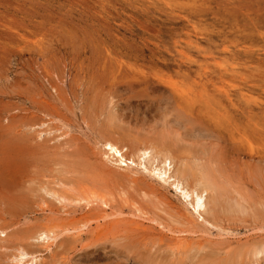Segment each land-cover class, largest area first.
Returning <instances> with one entry per match:
<instances>
[{
    "label": "rangeland",
    "instance_id": "rangeland-1",
    "mask_svg": "<svg viewBox=\"0 0 264 264\" xmlns=\"http://www.w3.org/2000/svg\"><path fill=\"white\" fill-rule=\"evenodd\" d=\"M137 73L149 79L207 75L230 94L232 101L217 93L224 103L251 106L264 123V0H0V230L6 231L0 234V264H14L19 247L36 254L35 264H264V255L251 254L264 247L263 144L257 155L233 152L238 148L223 127H215L224 133L221 139L186 136V130L192 133L202 125L181 129L175 121L184 117L167 110L161 96L144 97V87L110 103L109 93L117 87L143 84L145 78L138 80L142 76ZM108 110L130 122L118 125L126 139L153 137L184 157L182 163H190L194 172L210 166L231 196L237 195L235 189L245 196L248 214L221 212L213 227L197 223L194 228L185 200L168 183L148 176L142 167L109 163L103 155L98 142ZM238 116L236 125L244 132L248 115ZM101 185L113 192L110 205L96 202L91 211L84 201L60 203L47 193L56 189L73 199ZM154 189L157 198L143 197ZM100 216L106 218L99 222L109 225L104 236L95 230L94 218ZM82 217L90 223L79 230L60 228L73 227ZM42 223L56 226L59 233L50 249L33 238ZM176 236L184 238L180 242L186 251L172 247Z\"/></svg>",
    "mask_w": 264,
    "mask_h": 264
},
{
    "label": "bare ground",
    "instance_id": "bare-ground-1",
    "mask_svg": "<svg viewBox=\"0 0 264 264\" xmlns=\"http://www.w3.org/2000/svg\"><path fill=\"white\" fill-rule=\"evenodd\" d=\"M176 43V42H174ZM179 50V49H178ZM177 50V51H178ZM253 50V49H252ZM186 55V54H185ZM175 56V55H174ZM173 56V58H174ZM195 57V56H194ZM201 57V56H200ZM182 58V57H181ZM169 59V58H168ZM171 59V57H170ZM169 59V60H170ZM176 59V57H175ZM178 59V58H177ZM195 59V58H194ZM152 60V59H151ZM148 60V61H151ZM168 60V61H169ZM173 60V59H172ZM185 60H188L185 59ZM184 60V61H185ZM203 60V59H202ZM205 60V59H204ZM101 61V60H100ZM166 61V60H165ZM176 61V60H175ZM179 61V60H178ZM206 61V60H205ZM215 61V60H214ZM213 61V62H214ZM219 61V60H218ZM109 62V61H108ZM121 62V60H120ZM134 62V61H132ZM136 62V61H135ZM140 63V61H138ZM126 63V62H125ZM124 63V64H125ZM147 63V61H146ZM149 63V62H148ZM153 63V62H152ZM151 63V65H152ZM175 63H178L177 61ZM183 63V62H182ZM197 63V62H196ZM217 63V62H216ZM117 63H115L116 65ZM132 64V63H131ZM141 64V63H140ZM145 64V63H144ZM154 64V63H153ZM190 64V63H189ZM207 64V63H206ZM134 65V64H132ZM137 65V64H136ZM139 65V64H138ZM142 65V64H141ZM177 65V64H176ZM198 65V64H197ZM220 65V64H219ZM207 66V65H206ZM214 66V65H213ZM123 67V66H122ZM141 67V66H140ZM150 67V66H149ZM152 67V66H151ZM155 68V66L153 67V69ZM161 68V67H160ZM119 69V68H118ZM128 69V68H127ZM156 69V68H155ZM183 69V68H182ZM181 69V70H182ZM122 71V69H120ZM126 70V69H125ZM161 70V69H160ZM164 70V69H163ZM117 71V68H116ZM129 71V70H127ZM157 71V70H156ZM155 71V72H156ZM204 71V70H203ZM47 72V71H46ZM109 72V71H108ZM153 72V71H152ZM202 72V71H201ZM206 72V71H205ZM55 73V72H54ZM103 73V72H102ZM110 73H112L113 75L114 72L111 71ZM116 73V72H115ZM124 73V71H123ZM129 73V72H128ZM146 73V72H145ZM174 73V71H173ZM238 73V72H237ZM111 74V76H112ZM139 75H141L140 73H137ZM170 74V72H169ZM176 74V73H175ZM207 74V72H206ZM211 74V73H210ZM43 75V74H41ZM52 75L51 73H47V76ZM120 75H122L120 73ZM119 75V77H121ZM127 75V74H126ZM126 75H122L126 76ZM145 75V74H143ZM160 75H162L160 73ZM239 75V74H238ZM244 75V74H243ZM45 76V75H44ZM109 76V75H108ZM110 76V78H112ZM116 76V75H115ZM131 76V74L129 75ZM142 76V75H141ZM177 76V75H176ZM117 77V76H116ZM128 77V76H127ZM135 74H133L132 76V80L134 79ZM154 77H157L156 79H149L148 76H142V77H136L138 80H140V78H145L143 79V84L142 85H134V83H130V86H124V87H117L115 89V91H112L113 93L111 94V92L109 93V97H110V103L112 102L113 99H122L121 94L122 93H129V91L135 90L137 87H144V97L145 95H148V97H152L153 96H161V99L163 104L166 105L167 110L171 109L173 111H176L179 115L177 118H181L183 119H178L177 121H175V124L178 125V127L180 126L181 129L186 128V126L190 125V124H199L200 126L202 125L201 129H195L192 133H189L188 130H186L185 135H191V136H197V137H213L214 135L216 136V138H220L224 136V133L221 132L220 130H216L215 127H223L224 129H226V131L229 130L231 136H232V147L238 148L235 149L233 152L239 151V152H243V153H248V154H260L261 150L258 149V145H262V150L264 151V123H260V120L258 118V116L256 115L254 108H250L249 109H239L236 108L235 104L232 105H227L226 103H224L223 99L221 96H219L218 94H223L226 95V97L229 99V101H232L230 98V94L228 93V91H226L223 87L219 86L215 80L212 77H209L207 75H197V76H192L190 73L187 76H184L183 78H179V79H174L171 76H157L154 75ZM221 79L222 76H220ZM231 77V76H230ZM245 77V75H244ZM243 77V78H244ZM46 78V77H45ZM44 78V79H45ZM50 78V77H49ZM114 79H116L115 77H113ZM125 78V77H124ZM135 78V79H136ZM147 78V79H146ZM176 78V77H175ZM47 79V78H46ZM127 79V78H126ZM124 79V80H126ZM130 79V78H129ZM136 79V80H137ZM110 80V79H109ZM112 80V79H111ZM219 80V79H218ZM230 81V79H228ZM246 80V79H245ZM47 81V80H46ZM108 81V80H107ZM49 82V81H48ZM124 82V81H123ZM117 83V82H116ZM234 82H232L233 85ZM240 83V82H239ZM125 84V83H124ZM223 84V83H222ZM123 85V84H122ZM111 87V86H110ZM228 87V86H227ZM226 87V88H227ZM102 90V89H101ZM106 91V90H105ZM239 91V90H238ZM241 91V90H240ZM103 92V91H102ZM134 93V92H133ZM139 93V92H138ZM218 93V94H217ZM251 94V93H250ZM130 95V94H129ZM142 95V94H140ZM242 95V94H241ZM252 95V94H251ZM60 96V95H59ZM103 96V95H102ZM99 97V96H98ZM108 97V98H109ZM147 97V96H146ZM60 98V97H59ZM236 98V97H235ZM149 99V98H148ZM154 99V98H153ZM144 100V99H143ZM155 100V99H154ZM109 101V100H108ZM115 101V100H114ZM151 100L149 99V102ZM157 101V100H156ZM144 102V101H143ZM160 102V101H159ZM161 102V103H162ZM237 102V101H236ZM126 103V102H125ZM253 103V102H252ZM47 104V103H46ZM139 104V103H138ZM137 104V105H138ZM148 104V103H147ZM156 104V103H155ZM230 104V103H229ZM109 105V103H108ZM163 106V105H162ZM54 108V106H53ZM94 108V107H93ZM100 108V107H99ZM99 108H97L98 110L95 112L96 116L100 117L99 112ZM105 108V107H104ZM135 108V107H134ZM146 108V107H144ZM92 109V108H91ZM96 109V108H94ZM106 109V108H105ZM105 109L103 111H101L100 113L102 114V112L105 111ZM113 109V108H112ZM138 109V108H137ZM126 110V109H122ZM133 110V109H132ZM165 110V109H164ZM109 111V110H108ZM94 112H92L94 114ZM118 112V111H117ZM50 113V112H49ZM87 113V112H86ZM140 113V112H139ZM166 113V112H165ZM246 113L248 115V119H247V128L244 132H241L240 129L238 128V126L236 125V121H235V117L238 116L239 114H243ZM91 114V113H90ZM106 114V113H104ZM127 114V113H126ZM164 114V113H163ZM92 115V114H91ZM93 116V115H92ZM162 116V115H161ZM239 117V116H238ZM84 118V117H83ZM97 118V117H96ZM88 119V118H87ZM95 119V117H94ZM107 119V120H106ZM105 119V122L102 124H104L102 126V134L100 137V140L98 142V144H100V146L103 148V155H106L107 159L110 162L118 163L119 164H123L124 167L126 166L127 168L131 167H142V169L145 171V173H148V176L150 177H154L157 178L156 180H160L162 183H168L172 189L175 190L176 193H178L180 195V197H182L185 200V206L186 209L189 211V214H191V218H193L192 221H189V223L191 225L195 227V225H197V223H201L203 225H216L213 224L212 222L214 220H216L220 213H229V214H234V216L237 214H248V207L244 206V203L247 202V199L243 197V195L240 194V192L235 189L236 191H234L237 195L236 196H231V194H229V188L226 189V187H224V185L221 186V182L217 180L216 176H215V172L209 167H207V165H201L198 164L196 161L197 165L195 164V166L197 168H199L200 166V172H194L192 169L193 166L189 164H186L187 162L185 161V164L182 163L183 160L185 159L184 157L181 156H177L174 152V149L169 148L170 146H166L165 144L163 145L158 143L155 139L153 140V137L151 139H147V140H140L139 138H135L137 137V135H135L133 137V139H126V137L122 136V134L120 133V128H122V126H118L120 123H124V124H130V122H126L125 121V117L122 113H117L113 112V110H110L108 112V115ZM161 119V118H160ZM48 120V119H46ZM97 120V119H96ZM263 121V120H262ZM45 122V121H44ZM132 123V122H131ZM161 123V122H160ZM44 124V123H43ZM146 124V122H145ZM45 125V124H44ZM101 125V124H100ZM141 125V124H140ZM157 125V124H156ZM42 126V124H41ZM164 127V126H163ZM101 129V128H100ZM99 129V130H100ZM194 129V128H193ZM192 130V129H191ZM233 130L239 132L238 134L241 133V135L239 137L236 136V132H234ZM173 131V130H172ZM40 132V131H39ZM48 132V131H47ZM44 133V131H43ZM46 133V132H45ZM180 133V132H179ZM162 134V133H161ZM47 135V134H46ZM155 135V134H154ZM165 135V134H164ZM176 135V134H175ZM186 135V136H187ZM223 135V136H222ZM41 137V136H40ZM129 137V136H128ZM132 137V136H131ZM149 137V136H148ZM180 138V136H178ZM157 138V137H156ZM188 139V138H187ZM221 139V138H220ZM180 140V139H179ZM178 140V141H179ZM229 140V139H228ZM214 141V140H213ZM159 142H160V138H159ZM172 142V141H171ZM241 143L245 144L241 145ZM262 143V144H261ZM97 144V145H98ZM96 149V148H95ZM234 149V148H232ZM101 151V150H100ZM180 151V150H179ZM186 152V151H185ZM240 154V153H239ZM192 155V154H190ZM255 155V156H256ZM193 156V155H192ZM263 156V155H262ZM239 157V155H238ZM258 157V156H257ZM195 158V157H194ZM256 158V157H255ZM262 158V157H259ZM104 159V158H103ZM106 159V160H107ZM191 159V158H190ZM263 159V158H262ZM105 161V160H104ZM193 162V160H192ZM102 163V162H101ZM107 163V162H105ZM194 164V163H193ZM111 165V164H109ZM175 165L177 166L176 169H174ZM122 166V165H121ZM182 166H185L182 168ZM120 169V168H119ZM115 170V169H114ZM124 170V169H123ZM129 170V169H128ZM129 170V171H130ZM140 170V169H139ZM215 170V169H214ZM142 171V170H140ZM127 172V171H126ZM135 172V171H134ZM132 173V172H131ZM141 173V172H140ZM144 173V172H142ZM119 174V173H118ZM128 174V173H127ZM115 175V174H114ZM138 176V175H137ZM122 177V176H121ZM122 179V178H120ZM155 180V179H154ZM1 181V180H0ZM55 181V180H54ZM159 182V181H158ZM51 184V183H50ZM223 184V183H222ZM100 185V184H99ZM118 185V184H117ZM65 186H67L65 184ZM92 186H97V185H92ZM124 186V185H123ZM153 186V185H152ZM226 186V185H225ZM44 187V186H43ZM63 187V186H62ZM85 187V186H83ZM87 187V186H86ZM126 187V186H125ZM128 187V186H127ZM155 187V186H154ZM229 187V186H228ZM41 188V187H39ZM54 190V187H52ZM75 188V187H73ZM117 188V187H116ZM42 189V188H41ZM40 189V190H41ZM50 189V188H49ZM83 189V188H82ZM130 189V188H129ZM138 189V188H136ZM144 189V188H143ZM153 189V188H151ZM157 189V188H155ZM155 189L153 191H149L146 190L144 191L143 197H146V199H152V197L157 198V191H155ZM46 190V189H45ZM56 190V189H55ZM48 191L47 193H49L52 197L56 198L57 200H59L60 203L62 202H66V201H84L85 206L84 207H91L92 204L98 202L100 205L99 206H108V203L110 205V202H108V197L113 193V192H109L110 189L103 187L102 185L96 189V188H92L89 187L87 189H83L81 191V193H79V195H76L75 198L71 199V197L69 198L67 196V194H61L59 192L56 191ZM232 190V189H231ZM43 191V190H41ZM111 191V190H110ZM118 192V191H117ZM232 192V191H231ZM126 194V191L124 192ZM123 193V195H124ZM34 194V193H33ZM46 195V193H44ZM128 194V193H127ZM114 195V194H113ZM140 195H141V191H140ZM126 196V195H125ZM128 197V196H127ZM142 197V196H141ZM35 198V197H34ZM48 199V198H47ZM125 199V198H122ZM128 199V198H127ZM141 199V198H140ZM145 199V200H146ZM182 199V201H183ZM130 200V199H129ZM146 200V201H147ZM181 200V199H180ZM122 201V200H121ZM145 201V202H146ZM150 201V200H149ZM148 201V202H149ZM165 201V200H164ZM125 202V201H124ZM151 202V201H150ZM153 202V201H152ZM169 202V201H168ZM140 203V202H139ZM249 203V202H248ZM247 203V204H248ZM39 204V203H37ZM44 204H46L44 202ZM150 204V203H149ZM158 204V203H157ZM166 204V203H165ZM182 204V203H181ZM182 204V205H183ZM246 204V203H245ZM40 205V204H39ZM115 205V204H114ZM122 205H124L122 203ZM161 205V204H160ZM94 206V205H93ZM104 206V207H105ZM139 206V205H138ZM172 206V205H171ZM190 206V209H189ZM253 206V204H252ZM42 207V205H41ZM46 207V205H45ZM83 207V208H84ZM103 207V208H104ZM129 207V205H128ZM135 207V206H134ZM158 207V206H157ZM173 207V206H172ZM44 208V207H42ZM67 208V207H66ZM93 207H91L92 209ZM108 208V207H107ZM167 207H165L166 209ZM183 208V209H184ZM49 209V207L47 208ZM88 210V211H91ZM122 209V208H121ZM136 210L140 211V209L138 207H135ZM157 209V208H156ZM162 209V208H161ZM174 209V208H172ZM45 210V209H44ZM83 210V209H82ZM105 210V209H104ZM144 210V209H143ZM153 210V209H152ZM159 210V209H158ZM168 210L170 211V207L168 208ZM185 210V209H184ZM43 211V210H42ZM84 211V210H83ZM86 211V210H85ZM84 211V212H85ZM99 211V210H98ZM107 211V210H106ZM105 211V212H106ZM120 211V210H119ZM118 211V213H119ZM145 211V210H144ZM162 212L164 211L163 209L161 210ZM173 211V210H172ZM97 212V211H96ZM100 212V211H99ZM104 212V213H105ZM143 212V211H142ZM148 212V211H147ZM71 213V212H70ZM95 213V212H94ZM101 213V212H100ZM111 213V212H110ZM141 214V212H138ZM165 213V212H164ZM252 213V212H251ZM83 214V213H82ZM112 214V213H111ZM167 214V213H166ZM264 214V213H263ZM262 212H260L259 217H261ZM66 215V214H65ZM87 215V214H85ZM94 215V214H93ZM98 215V214H97ZM104 215V214H103ZM110 215V214H109ZM114 215V214H113ZM112 215V216H113ZM119 215V214H118ZM117 215V216H118ZM133 215V214H132ZM136 215V214H135ZM149 215V214H146ZM181 215V214H180ZM179 215V217H180ZM188 215V213H187ZM52 216V215H51ZM99 216V215H98ZM116 216V213H115ZM143 216V215H142ZM145 216V215H144ZM143 216V217H144ZM172 216H174L172 214ZM189 216V217H190ZM225 216V215H224ZM235 216V217H236ZM240 216V215H238ZM53 217V216H52ZM119 217V216H118ZM137 217V216H136ZM163 217V216H162ZM177 217V216H176ZM185 217V216H184ZM232 217V216H231ZM49 218V217H48ZM68 218V217H67ZM73 218V217H72ZM104 219V216H100L97 218H94V221L97 222V226L95 230H99V232H97L98 236H104V233H106L107 231H109V225L108 223H106L107 225H105L104 223H100L99 220L100 219ZM148 218V217H147ZM151 218V217H150ZM154 218V217H153ZM164 218V217H163ZM162 218V219H163ZM166 218V217H165ZM170 218V217H169ZM186 218V217H185ZM83 217L81 218V220L76 221L75 225L72 223V225H74L73 227H69L66 225H61L60 228L63 229V231H70L71 229L74 230H79L82 226H86L90 223V219L89 221H87L85 219V221H83ZM146 218H144L145 220ZM171 219V218H170ZM175 219V218H174ZM199 219L201 220V222H199ZM48 220V219H47ZM52 220V219H51ZM54 220V219H53ZM60 220V219H59ZM92 220V219H91ZM111 220V219H110ZM153 221V219L151 218L149 221ZM219 220V219H218ZM216 220V221H218ZM223 220V219H222ZM241 220V219H240ZM74 221V220H73ZM72 221V222H73ZM93 221V220H92ZM103 221V220H102ZM151 221V222H152ZM168 221V220H167ZM179 221V220H178ZM177 221V223H178ZM215 221V222H216ZM71 222V221H70ZM154 222V221H153ZM158 223V220H155V223ZM173 223L175 222L172 221ZM180 222V221H179ZM133 223V222H131ZM140 223V222H139ZM176 223V225H177ZM181 223V222H180ZM184 223V222H183ZM188 223V222H187ZM188 223V226L190 225ZM69 224V223H68ZM81 225V226H77V225ZM96 224V223H95ZM159 224V223H158ZM169 224V223H168ZM140 225V224H139ZM137 223V226H139ZM142 225V224H141ZM161 225V223H160ZM159 225V226H160ZM221 225V224H220ZM77 226V227H76ZM137 226L134 225V227L138 228ZM144 226V225H143ZM142 226V227H143ZM184 226V224H183ZM186 226V225H185ZM202 226V225H200ZM218 226V225H217ZM124 227V226H123ZM164 227V226H163ZM162 227V229H163ZM169 228L171 226H168ZM199 227V226H198ZM207 227V226H206ZM213 227V226H212ZM56 226H51V224L49 223H42L41 226H39L35 232H34V236L33 238H37L38 240H42L45 241L44 244L46 243V247L48 249L51 248V241L56 239L57 236L59 235V233L56 232ZM59 228V227H57ZM87 228V227H86ZM111 228V227H110ZM144 228V227H143ZM142 228V231H144V229ZM165 228V227H164ZM168 228V229H169ZM193 228V227H192ZM130 230V228H128ZM132 229V228H131ZM135 229V228H134ZM140 229V228H139ZM167 229V228H166ZM167 229V230H168ZM201 229V228H200ZM214 229V228H213ZM92 230V229H90ZM111 230V229H110ZM171 230V228H170ZM193 230V229H192ZM62 231V230H61ZM68 231V232H69ZM132 232H134L133 234H135V236L137 235V232L135 233V230H131ZM130 231V232H131ZM137 231V230H136ZM140 231V230H139ZM138 231V232H139ZM141 231V233H142ZM151 231V230H150ZM173 231V230H172ZM171 233H175V230ZM186 231H189L188 229ZM231 231V230H230ZM261 231V230H260ZM6 231L4 230H0V234L5 233ZM71 232V231H70ZM84 232V231H82ZM81 232V233H82ZM90 232V231H89ZM148 232V231H147ZM169 232V230H168ZM176 232L180 233V229L179 231L176 230ZM182 232L183 229H182ZM112 233V232H111ZM146 233V232H145ZM149 233V232H148ZM151 233V232H150ZM149 233V234H150ZM162 233V230L161 232ZM189 233V232H188ZM191 233V230H190ZM204 233V232H203ZM85 234V233H83ZM125 234V233H124ZM131 234V233H128ZM132 234V235H133ZM70 235V234H69ZM92 235V234H91ZM95 235V233H94ZM164 235V234H163ZM168 235V234H167ZM209 235V234H208ZM93 236V235H92ZM130 236V235H129ZM166 236V235H165ZM66 237V236H65ZM144 237V236H143ZM151 237V236H150ZM149 237V238H150ZM167 237V236H166ZM170 237V236H169ZM173 234L171 239L173 238ZM177 237V236H176ZM175 237V238H176ZM189 237V235H188ZM186 237V238H188ZM222 237V236H221ZM6 238V237H5ZM73 238V237H72ZM100 238V237H99ZM161 238V236H160ZM185 238V239H186ZM224 238V237H223ZM102 239V238H101ZM144 239V238H143ZM147 239V238H146ZM151 239V238H150ZM165 239V238H164ZM170 239V238H169ZM184 238L182 237H177L176 239H174L175 243L172 247L174 248H178L180 249L182 247V249H184V241L183 244L182 242H180L181 240H183ZM191 239V238H189ZM34 240V239H33ZM141 240V239H140ZM139 241V243L141 244V242ZM162 240V239H161ZM249 240V239H248ZM55 241V240H54ZM144 241V240H143ZM147 241V240H146ZM135 242V241H134ZM166 242V241H165ZM171 242V241H169ZM167 242V243H169ZM260 242V241H259ZM57 243V242H56ZM147 243V242H146ZM55 244V243H53ZM159 244V243H158ZM257 244V243H256ZM56 245V244H55ZM143 246H146L144 243L142 244ZM246 245V244H245ZM248 245V244H247ZM244 246V245H243ZM171 247V246H170ZM199 247V245L197 246ZM252 247V246H251ZM20 249H18V253L14 258V264H35L38 260V258L36 257V254L34 255V253H29L27 252L25 249L19 247ZM187 248V247H186ZM204 248V247H203ZM131 249V248H130ZM140 249V248H139ZM190 250V248H188ZM248 249V248H247ZM250 249V248H249ZM169 250V249H168ZM176 250V249H173ZM172 250V252H173ZM230 250V249H229ZM238 250V249H237ZM180 250H178L177 252H179ZM184 251H186L184 249ZM231 251V250H230ZM236 251V250H235ZM181 252V251H180ZM228 252V251H227ZM240 252V251H239ZM175 253V252H174ZM232 252L228 253L231 254ZM179 254V253H178ZM181 254V253H180ZM235 254V253H234ZM241 254V252H240ZM250 254V253H249ZM251 254L253 257L258 258L261 255H264V247L261 248H255L253 250H251ZM250 254V255H251ZM233 255V254H232ZM180 256V255H179ZM216 256V255H215ZM230 257V255H228ZM236 256V255H235ZM248 256V255H247ZM246 256V258H247ZM13 257V256H12ZM184 257V256H183ZM240 257V256H239ZM30 258V259H29ZM41 258V256H40ZM241 258H243L241 256ZM250 259V258H249ZM225 260V259H224ZM245 260V259H244ZM233 261V260H232ZM259 261V260H258ZM225 262V261H224ZM223 262V264H224ZM252 261H250L251 263ZM220 264V263H219ZM235 264V263H234Z\"/></svg>",
    "mask_w": 264,
    "mask_h": 264
}]
</instances>
